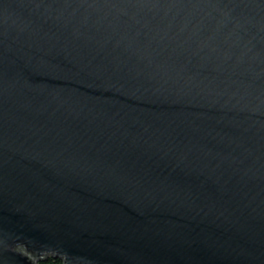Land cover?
Returning <instances> with one entry per match:
<instances>
[{"label":"water","instance_id":"1","mask_svg":"<svg viewBox=\"0 0 264 264\" xmlns=\"http://www.w3.org/2000/svg\"><path fill=\"white\" fill-rule=\"evenodd\" d=\"M264 264V0H0V264Z\"/></svg>","mask_w":264,"mask_h":264},{"label":"trees","instance_id":"2","mask_svg":"<svg viewBox=\"0 0 264 264\" xmlns=\"http://www.w3.org/2000/svg\"><path fill=\"white\" fill-rule=\"evenodd\" d=\"M39 264H62V259L60 257L47 256L44 261L40 262Z\"/></svg>","mask_w":264,"mask_h":264}]
</instances>
